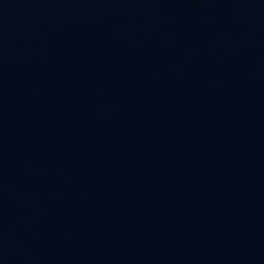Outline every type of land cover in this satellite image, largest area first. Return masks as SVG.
Wrapping results in <instances>:
<instances>
[{
  "label": "water",
  "instance_id": "water-1",
  "mask_svg": "<svg viewBox=\"0 0 264 264\" xmlns=\"http://www.w3.org/2000/svg\"><path fill=\"white\" fill-rule=\"evenodd\" d=\"M0 264H264V0H0Z\"/></svg>",
  "mask_w": 264,
  "mask_h": 264
}]
</instances>
